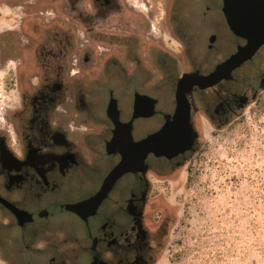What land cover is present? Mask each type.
<instances>
[{
  "label": "flooded vegetation",
  "instance_id": "af4514ba",
  "mask_svg": "<svg viewBox=\"0 0 264 264\" xmlns=\"http://www.w3.org/2000/svg\"><path fill=\"white\" fill-rule=\"evenodd\" d=\"M70 1L74 35L47 19L39 40L23 20H0V264H154V181L199 148L197 114L222 125L259 98L264 44L229 77L188 94L191 148L148 152L145 168L119 175L93 208L85 202L121 159L112 116L131 124L134 141L145 138L174 112L182 74L209 73L245 39L229 29L224 0ZM163 90L169 99L153 93ZM135 93L156 99L152 115L133 118Z\"/></svg>",
  "mask_w": 264,
  "mask_h": 264
},
{
  "label": "rangeland",
  "instance_id": "374dc122",
  "mask_svg": "<svg viewBox=\"0 0 264 264\" xmlns=\"http://www.w3.org/2000/svg\"><path fill=\"white\" fill-rule=\"evenodd\" d=\"M72 5L70 0H0V20H23V28L39 29L29 33L39 40L49 28L47 19L74 35ZM134 17L143 20L137 11ZM192 24L204 29L195 20ZM153 93L169 99L167 90ZM196 117L202 124L199 148L184 166L154 181L149 210L162 241L154 264H253L254 224L264 222V91L225 124Z\"/></svg>",
  "mask_w": 264,
  "mask_h": 264
},
{
  "label": "water",
  "instance_id": "95a60500",
  "mask_svg": "<svg viewBox=\"0 0 264 264\" xmlns=\"http://www.w3.org/2000/svg\"><path fill=\"white\" fill-rule=\"evenodd\" d=\"M229 29L245 39V43L226 57L207 74L188 72L182 74L175 90L176 107L171 116L166 115L164 124L145 138L134 141L131 124L121 123L112 116L116 124L110 145L116 149L121 159L105 178L100 189L85 203L95 208L107 195L115 179L126 171L145 168L144 158L148 152L156 155H169L183 148H191L196 136L190 121V107L187 96L194 86L207 88L217 84L222 78L230 76L233 69L250 59L257 49L264 44V0H224L223 8ZM242 103L245 97L241 98ZM156 99L145 94L135 93L133 118L154 113ZM113 105L109 104V115ZM116 115V113H115ZM169 116V117H168ZM181 142L184 143L181 146Z\"/></svg>",
  "mask_w": 264,
  "mask_h": 264
},
{
  "label": "trees",
  "instance_id": "16d2710c",
  "mask_svg": "<svg viewBox=\"0 0 264 264\" xmlns=\"http://www.w3.org/2000/svg\"><path fill=\"white\" fill-rule=\"evenodd\" d=\"M261 105V102L258 104V106ZM257 227V230L254 232V249H255V255L256 260L253 261V264H264V230H261L260 227H264V222L258 223L256 222L254 224ZM247 249L244 252L245 257L242 258V261L244 262V258L247 257ZM244 264V263H243Z\"/></svg>",
  "mask_w": 264,
  "mask_h": 264
}]
</instances>
